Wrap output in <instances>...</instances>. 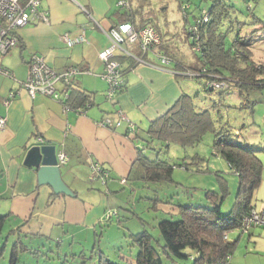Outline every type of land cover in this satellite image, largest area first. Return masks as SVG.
<instances>
[{"label":"crops","instance_id":"0c3cea01","mask_svg":"<svg viewBox=\"0 0 264 264\" xmlns=\"http://www.w3.org/2000/svg\"><path fill=\"white\" fill-rule=\"evenodd\" d=\"M118 1L43 0L50 24L31 23L20 28L18 44L13 47L16 49L7 53L11 52L12 61L0 56V112L7 118L5 128L0 131V216L8 214L15 220L14 225H22L21 230L33 236L53 235L58 226V231L66 235L71 244H77V250L82 249L85 255L87 251L95 255L99 243L95 240L98 220L113 199L114 205L119 203V195L123 194L120 192L130 182L128 178L137 159V148L145 144L142 137L146 131L143 130L167 113L182 93L195 94L180 80L192 78L172 70L178 68V61L187 66L198 63L191 47L181 44L180 48L173 45L168 49L167 39L178 41L175 34L165 33L151 18H140L132 11L133 6L139 8L143 0H130L128 10L120 8ZM125 12L131 14V20ZM123 23H131L136 28L146 24L154 26L163 39L158 51L173 61L169 68L161 67L156 51H145L140 44L130 48V56L118 51L122 69H125V87L111 101L106 98L107 83L102 78L104 63L99 53L110 44V27ZM82 31L86 42L68 46L64 36L73 38ZM186 35L188 38V33ZM33 55L43 56L59 73L69 67L78 68L79 74L70 78L69 85L90 94L91 105L83 113L65 112L62 104L49 96L38 94L32 98L23 82ZM2 69L8 70L10 76L3 74ZM66 87L64 82L56 83L59 91ZM120 110L135 124L137 132L127 130L126 123L116 126ZM105 120H110L111 126L99 124ZM36 143L56 145L59 152L68 155V162L61 166V174L75 193L74 197L58 195L49 185L40 186L37 170L23 164L27 150ZM251 144L264 163V143ZM95 162L109 172L106 186L99 180L89 179L88 171ZM124 178L125 184L121 181ZM255 192L257 203L254 206L261 210L264 207V170ZM159 207L177 213L171 205L160 204ZM77 232L82 234L77 237ZM229 237L238 241L231 264H264V228H253L243 234L233 230ZM126 259L135 264L133 258L127 256Z\"/></svg>","mask_w":264,"mask_h":264},{"label":"trees","instance_id":"16d2710c","mask_svg":"<svg viewBox=\"0 0 264 264\" xmlns=\"http://www.w3.org/2000/svg\"><path fill=\"white\" fill-rule=\"evenodd\" d=\"M188 5L186 3L184 6L185 14H188ZM231 8L235 7L228 4L226 0H213L210 10L203 9L200 16L194 15L195 21L189 25L187 33L191 50L198 63L194 66H187L178 61V68L173 67L172 69L175 72L180 71L179 73H190L189 77L199 82L204 92L217 94L221 101L227 95L233 96L236 93L244 99L248 86L259 89L264 87V62L253 61L252 51L249 48L253 38L257 36L255 34L257 29L233 38L230 45H228L224 31H221V25L224 20H227ZM204 12L208 14L207 21H204ZM125 14L127 19L131 20L129 19L131 14L129 12ZM253 16L252 21H244L243 25L251 26L260 21L258 16ZM195 27L198 29L195 30ZM249 34L252 38L246 40L244 35L249 36ZM116 58L120 61L118 56ZM124 71L125 69L121 71L122 90L125 87ZM68 90V103L73 109L78 110L87 107L88 103L91 104V95L84 90L73 85H69ZM195 94L199 96L200 92ZM194 95L182 93L167 113L150 123L146 130L147 135H145L149 139L142 137L146 146L137 148V159L132 165L128 179L131 182L142 180L147 185L175 182L174 169L177 166L188 168L187 163L172 164L168 156L160 158V154L150 158L147 156L146 149L157 150L154 146L156 141L161 142L162 145L165 142V144L176 143L183 147L193 146L201 141L206 132L213 130L216 137V154L227 161L240 179L230 211L225 213L222 209V204L230 193L227 183L223 185L220 194L212 190L206 192L210 201L209 206L195 205L190 202L176 204L165 197H155L153 199L154 209H159V205L164 204L171 205L177 210V213L169 211V214H166V211L165 214L162 213L163 218L159 222V237H154L149 231L133 233L130 236V242L133 243L131 246L138 248L134 256L128 253L124 254L125 256L122 254V261L118 262L113 261L104 251L95 249V255H80L81 258L84 257L83 263L132 264L126 259L128 256L134 259L135 264H231V257L238 241L231 240L229 233L239 230L243 234L249 233L253 228H264L251 226L246 229L243 226L244 218L256 209L253 203L254 193L262 182L264 163L257 155V148L251 143L234 139L231 134L228 138L227 131L218 132L215 129L210 109L204 105L205 108H201L203 106L197 103ZM201 95L204 94L201 93ZM234 135L239 136L237 130L234 131ZM105 170L108 172L107 169ZM98 180L105 186L108 182V180L106 183ZM169 215L180 216V218L174 220ZM10 220L8 214L0 216V260L5 257L7 243L1 248V241H3L6 226H8L9 234L6 242L13 240L8 264H18L21 252L25 255L40 254L43 236L25 233L21 230L22 225H14Z\"/></svg>","mask_w":264,"mask_h":264},{"label":"rangeland","instance_id":"374dc122","mask_svg":"<svg viewBox=\"0 0 264 264\" xmlns=\"http://www.w3.org/2000/svg\"><path fill=\"white\" fill-rule=\"evenodd\" d=\"M212 2L213 0H143L141 6L139 8L133 6L132 11L140 18H151L154 25L160 26L165 33L175 34L178 41L167 39L166 47L168 49L173 45L180 48L181 44L183 47L188 46L190 48L189 37L187 38L186 35L187 28L195 21V16H200L201 10H210ZM226 2L235 7L231 8L227 20H224L221 25V31H224L228 45L233 42V38L240 34H246L252 29H257L255 33L257 36L253 38L249 48L252 51L253 61L264 62V0H226ZM186 3L189 4L188 14L183 11ZM253 15L258 16L260 21L251 26L243 25L244 21H252ZM244 37L247 40L252 38V35H244ZM14 49L16 48L12 50ZM6 54H0V56H3L6 61H12L11 52ZM180 80L185 84V87L190 88V91L200 92V95L195 94L194 98L199 105H204L210 109L215 129L218 132L227 131L229 133L228 138L231 134L234 139L246 143H264V87L259 89L248 86L244 99L236 93L233 96L227 95L221 101L217 94L204 92L199 82L193 81L194 79L183 77ZM137 125L140 126L139 122ZM236 130L239 136L234 135ZM143 135L149 139L145 136L147 135L146 132ZM215 140V132L210 130L204 134L200 142L193 146L183 147L176 143L165 144V142L162 145L161 142L156 141L154 146L157 147V150L147 148V156L150 158L159 154L160 158L168 156L172 164L186 162L188 168L177 166L173 174L175 182L172 183L147 185L142 180L128 182L125 189L120 192L123 194L119 195V203L114 205L115 200L113 199L103 210L98 220L95 227V240L97 239L99 242H97V249L100 248V245L113 261L119 262L122 261V254L135 255L138 251L137 247L131 246L133 244L130 242L131 234L149 231L154 237H159V222L163 218L162 213L165 214L166 212L161 208L154 209L153 199L155 197H165L176 204L190 202L195 205L209 206L210 201L206 192L212 190L220 194L223 185L227 183L230 193L226 196L222 209L225 213L229 212L234 203L240 179L227 161L216 154ZM90 173L91 168L88 175ZM255 194L256 192L253 203L256 204ZM170 218L177 220L180 216L171 215ZM10 222L15 224L14 219H11ZM4 229L1 248L6 243L7 245L4 252L5 257L0 260V264L9 263L13 244V240L6 242V237H9L8 226ZM58 230V226H55L53 235L43 236L41 253H38L37 256L25 255L21 252L18 264H85L82 261L84 257H80L82 249L77 250V244H71V240L68 241L66 235ZM79 233L81 232H77V237H79ZM83 235L85 236V234ZM88 237L90 238L91 235ZM83 239L85 240V237ZM86 254H90V252L87 251ZM87 261L90 262V260Z\"/></svg>","mask_w":264,"mask_h":264},{"label":"built area","instance_id":"2783aa9c","mask_svg":"<svg viewBox=\"0 0 264 264\" xmlns=\"http://www.w3.org/2000/svg\"><path fill=\"white\" fill-rule=\"evenodd\" d=\"M43 0H0V54L8 53L13 47L18 44L17 31L31 23L50 24L48 11L42 5ZM118 6L128 10L130 8V0H119ZM86 11L85 9H83ZM204 21H207L208 14L204 12ZM195 30L198 28L195 27ZM110 44L99 53V59L104 63V72L102 78L107 83L106 98L114 100L115 97L122 91V65L117 60V52L122 51L125 55L130 56V48L134 44H140L147 51H156L155 53L161 61V67H168L173 61L170 57L158 51L163 39L161 33L152 25H145L136 28L131 23H123L112 26L109 29ZM64 40L68 46L86 42L84 31L76 37L64 36ZM1 72L10 76L8 70L2 69ZM80 70L75 67H69L65 72L59 73L51 68L43 56L33 55L30 62V68L23 86L27 93L32 97L38 94L46 95L57 102L61 103L65 112L78 111L83 113L85 108L73 109L68 103L69 99V83L70 78L79 74ZM176 73L175 71H173ZM190 75V73H187ZM67 84L65 90L59 91L56 88L57 82ZM91 104L88 103L87 107ZM127 124V130L135 131L136 126L131 122L129 117L122 111H119V119L116 126ZM7 118L0 112V131L5 128ZM102 126H111L110 120L101 121ZM42 141L41 138H39ZM58 160L60 164L68 162L69 157L65 152H59ZM90 180L100 179L106 183L109 179V173L98 162L91 166ZM123 184L126 179L121 180ZM244 228L251 226L264 227V207L261 210L254 209L250 215L244 218ZM245 229V230H246Z\"/></svg>","mask_w":264,"mask_h":264},{"label":"water","instance_id":"95a60500","mask_svg":"<svg viewBox=\"0 0 264 264\" xmlns=\"http://www.w3.org/2000/svg\"><path fill=\"white\" fill-rule=\"evenodd\" d=\"M178 74V72H176ZM186 76L189 74L185 73ZM59 150L56 145L36 143L26 152L23 164L37 170L38 184L49 185L53 192L60 195L75 196L73 190L65 183L58 160Z\"/></svg>","mask_w":264,"mask_h":264}]
</instances>
